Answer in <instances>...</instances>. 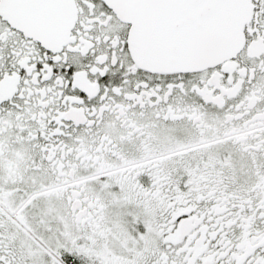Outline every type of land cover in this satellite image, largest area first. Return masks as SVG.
Returning a JSON list of instances; mask_svg holds the SVG:
<instances>
[{
	"label": "snow or ice",
	"instance_id": "1",
	"mask_svg": "<svg viewBox=\"0 0 264 264\" xmlns=\"http://www.w3.org/2000/svg\"><path fill=\"white\" fill-rule=\"evenodd\" d=\"M0 264H264V0H0Z\"/></svg>",
	"mask_w": 264,
	"mask_h": 264
}]
</instances>
